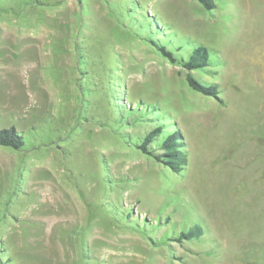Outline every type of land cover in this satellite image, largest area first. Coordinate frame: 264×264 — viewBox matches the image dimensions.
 <instances>
[{
    "label": "rangeland",
    "instance_id": "obj_1",
    "mask_svg": "<svg viewBox=\"0 0 264 264\" xmlns=\"http://www.w3.org/2000/svg\"><path fill=\"white\" fill-rule=\"evenodd\" d=\"M214 1H0V129L24 137L0 145V264H264V0ZM155 24L211 49L189 72L216 96L147 41ZM117 103L160 115L118 126ZM159 120L181 173L129 140Z\"/></svg>",
    "mask_w": 264,
    "mask_h": 264
},
{
    "label": "trees",
    "instance_id": "obj_2",
    "mask_svg": "<svg viewBox=\"0 0 264 264\" xmlns=\"http://www.w3.org/2000/svg\"><path fill=\"white\" fill-rule=\"evenodd\" d=\"M1 1V0H0ZM201 5L211 10L215 7L214 0H197ZM160 25H154V32L147 36V41L154 46L163 57L171 62L178 64L187 71L185 80L187 85L194 91L204 96H216L217 87L213 83H207L195 78L189 71L195 69H203L208 67L210 61L211 49L202 43H196L189 39L179 40L174 38V32L161 31ZM160 34L162 37H154V34ZM162 39V41H161ZM182 48H187V55H183ZM177 53V55L175 54ZM159 106L156 103H147L139 108H132L129 111H124L116 104V124L118 126L131 123V119L137 121H148L159 116ZM156 114L153 117L148 115ZM131 118V119H130ZM129 124V123H128ZM168 125V126H167ZM167 126V127H165ZM125 138V136H122ZM132 145L141 153L151 157L155 161L167 166L174 173H181L185 168L188 160L186 144L183 135L174 121L159 120L149 131H146L142 136L130 137ZM24 144V137L15 130L14 127L0 129V145L19 149ZM202 229L198 226H192L188 230L180 231L177 237L178 241L189 239L200 235Z\"/></svg>",
    "mask_w": 264,
    "mask_h": 264
}]
</instances>
